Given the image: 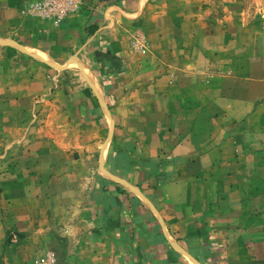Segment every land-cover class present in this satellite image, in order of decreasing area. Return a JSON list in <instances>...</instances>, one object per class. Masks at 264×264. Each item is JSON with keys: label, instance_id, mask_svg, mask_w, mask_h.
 Returning <instances> with one entry per match:
<instances>
[{"label": "rangeland", "instance_id": "rangeland-1", "mask_svg": "<svg viewBox=\"0 0 264 264\" xmlns=\"http://www.w3.org/2000/svg\"><path fill=\"white\" fill-rule=\"evenodd\" d=\"M29 1L0 0V264H68L93 247L68 239L73 199L84 173L106 167L55 151L91 121L73 106L84 94L108 111L107 141L129 136L113 130L128 124L197 142L187 158L203 156L204 217L228 257L219 264H264V0H79L68 16L96 10L114 33L71 49L41 23L68 16L32 15ZM109 41L124 58L117 71Z\"/></svg>", "mask_w": 264, "mask_h": 264}, {"label": "crops", "instance_id": "crops-1", "mask_svg": "<svg viewBox=\"0 0 264 264\" xmlns=\"http://www.w3.org/2000/svg\"><path fill=\"white\" fill-rule=\"evenodd\" d=\"M79 11L56 26L42 20L46 36L57 38L59 45L71 49L85 36L96 40L98 46L105 36L113 35L114 29L102 25V16L96 10L93 13ZM109 43L115 48L113 68L117 71L124 58L120 59L119 43ZM109 49L107 46L105 51ZM87 74L86 82L93 81ZM92 74L95 82L97 77ZM96 83L100 86L102 78ZM92 91L88 83L84 93ZM92 96L81 95V100H85L82 105L76 104L77 99L73 97L75 113L79 112L82 119L90 116L91 121L76 124L79 130L73 140L69 136L67 142L55 147L60 158L71 159L79 153L83 161L88 159L92 163L97 158L99 163L104 162L107 170L101 173L90 169L84 173L83 177L89 182L80 191L83 192L79 194L81 197L73 199V209L75 213L77 209L78 214L74 215L76 219L71 225L74 233L68 239L70 242L82 240L93 247L82 255L69 253L68 264L81 260L84 264H219L225 257L228 260L219 245L214 220L204 217V180L196 172L203 156L196 155L191 162L187 158L189 152L197 150L198 143L172 138V133L179 135L177 127L163 132L153 125L128 127V124L116 125L113 130L117 133L123 132L119 128H125L131 133L129 136L120 140L113 136L107 141L111 130L108 111L90 106ZM105 103L108 107V101ZM101 108H104L102 104ZM156 132L161 134L158 136ZM96 150H99L98 157L93 154ZM195 164V172L187 174L185 170ZM72 173L79 172L73 170ZM88 187H94L97 196H88ZM76 190L71 192L76 195ZM80 232L85 233L84 238L77 239Z\"/></svg>", "mask_w": 264, "mask_h": 264}, {"label": "built area", "instance_id": "built-area-1", "mask_svg": "<svg viewBox=\"0 0 264 264\" xmlns=\"http://www.w3.org/2000/svg\"><path fill=\"white\" fill-rule=\"evenodd\" d=\"M78 2L79 0H30L27 10L32 15L60 21L75 10Z\"/></svg>", "mask_w": 264, "mask_h": 264}]
</instances>
